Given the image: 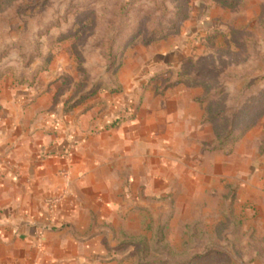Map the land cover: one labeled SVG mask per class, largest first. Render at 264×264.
<instances>
[{"label":"rangeland","instance_id":"1","mask_svg":"<svg viewBox=\"0 0 264 264\" xmlns=\"http://www.w3.org/2000/svg\"><path fill=\"white\" fill-rule=\"evenodd\" d=\"M36 81L63 112L128 81L130 117L154 113L165 192L123 200L146 216L113 234L122 262L264 264V0H0V94ZM175 95L200 114L189 129L155 114Z\"/></svg>","mask_w":264,"mask_h":264},{"label":"crops","instance_id":"2","mask_svg":"<svg viewBox=\"0 0 264 264\" xmlns=\"http://www.w3.org/2000/svg\"><path fill=\"white\" fill-rule=\"evenodd\" d=\"M52 83L0 94V264H133L112 250V236L119 228L136 232L146 216L123 201L138 187L154 183L144 198L165 192L162 161L153 166L147 154L164 148L149 129L154 113L130 117L128 81H121L126 87L119 95H98L63 112L66 98L55 96ZM147 102L140 110L152 114ZM156 102L163 103L154 109L164 113L162 125L189 129L200 117L188 96ZM118 117L130 119L112 126ZM49 196L62 197L53 211L44 204Z\"/></svg>","mask_w":264,"mask_h":264},{"label":"built area","instance_id":"3","mask_svg":"<svg viewBox=\"0 0 264 264\" xmlns=\"http://www.w3.org/2000/svg\"><path fill=\"white\" fill-rule=\"evenodd\" d=\"M62 200V197H56V196H49L44 199V204L48 208L49 211H53L55 206L59 204Z\"/></svg>","mask_w":264,"mask_h":264},{"label":"trees","instance_id":"4","mask_svg":"<svg viewBox=\"0 0 264 264\" xmlns=\"http://www.w3.org/2000/svg\"><path fill=\"white\" fill-rule=\"evenodd\" d=\"M222 1H226V3H229V4H230V1H231V0H222Z\"/></svg>","mask_w":264,"mask_h":264}]
</instances>
